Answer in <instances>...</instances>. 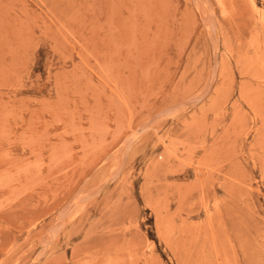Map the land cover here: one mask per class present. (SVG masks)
<instances>
[{"label": "rangeland", "instance_id": "obj_1", "mask_svg": "<svg viewBox=\"0 0 264 264\" xmlns=\"http://www.w3.org/2000/svg\"><path fill=\"white\" fill-rule=\"evenodd\" d=\"M0 264H264V0H0Z\"/></svg>", "mask_w": 264, "mask_h": 264}]
</instances>
